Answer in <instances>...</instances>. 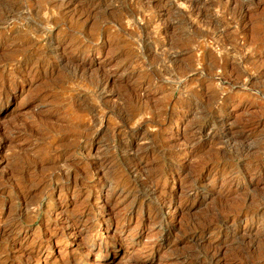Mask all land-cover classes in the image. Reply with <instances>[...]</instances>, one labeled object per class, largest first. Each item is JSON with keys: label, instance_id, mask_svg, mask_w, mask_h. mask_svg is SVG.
<instances>
[{"label": "rangeland", "instance_id": "obj_1", "mask_svg": "<svg viewBox=\"0 0 264 264\" xmlns=\"http://www.w3.org/2000/svg\"><path fill=\"white\" fill-rule=\"evenodd\" d=\"M0 264H264V0H0Z\"/></svg>", "mask_w": 264, "mask_h": 264}, {"label": "bare ground", "instance_id": "obj_2", "mask_svg": "<svg viewBox=\"0 0 264 264\" xmlns=\"http://www.w3.org/2000/svg\"><path fill=\"white\" fill-rule=\"evenodd\" d=\"M193 2H194V1H193ZM197 5H198V4H197ZM195 7H196V6H195ZM193 8H194V7H193ZM198 8H199V7H198ZM194 9H195V8H194ZM240 9H241V8H240ZM9 10H10V9H9ZM13 10H14V9H13ZM237 11H238V10H237ZM240 12H241V11H240ZM238 13H239V12H237V16L240 17L242 14H240V16H239ZM244 13H245V12H244ZM210 19H211V18H210ZM210 22H212V21H210ZM216 22H217V21H216ZM209 25H210V24H209ZM211 27H212V25H211ZM70 65H71V64H70ZM72 65H73V63H72ZM86 67H87V66H86ZM97 83H98V82H97ZM99 85H100V84H99ZM121 109H122V108H121ZM19 125H20V123H19ZM35 125H36V124H35ZM26 129H27V128H26ZM32 129H33V127H32ZM27 130H28V129H27ZM21 131H22V130H21ZM28 132H29V131H28ZM25 133H27V132H25ZM130 182H131V181H130ZM133 185H134V184H133ZM144 196H145V195H144ZM207 219H208V218H207ZM212 219H213V218H212ZM218 220H219V219H218ZM212 222H213V221H212ZM215 222H216V221H215ZM202 224H205V223H202ZM207 224H208V223H207ZM202 226H203V225H202ZM205 226H206V225H205ZM198 227L200 228V226H198ZM199 228H198V229H199ZM201 228H202V227H201ZM201 228H200V229H201ZM203 228H204V227H203ZM207 230H208V229H207ZM260 252H261V251H260ZM197 255H198V254H197ZM212 256H213V255H212ZM206 258H207V257H206Z\"/></svg>", "mask_w": 264, "mask_h": 264}]
</instances>
